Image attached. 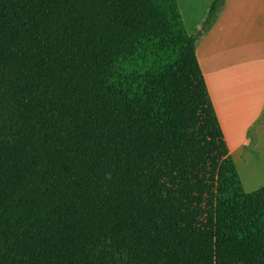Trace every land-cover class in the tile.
<instances>
[{
    "label": "trees",
    "instance_id": "obj_1",
    "mask_svg": "<svg viewBox=\"0 0 264 264\" xmlns=\"http://www.w3.org/2000/svg\"><path fill=\"white\" fill-rule=\"evenodd\" d=\"M224 1L188 35L176 0H0V264H264L195 53Z\"/></svg>",
    "mask_w": 264,
    "mask_h": 264
},
{
    "label": "crops",
    "instance_id": "obj_2",
    "mask_svg": "<svg viewBox=\"0 0 264 264\" xmlns=\"http://www.w3.org/2000/svg\"><path fill=\"white\" fill-rule=\"evenodd\" d=\"M211 1L176 0L185 30L186 18L198 19L195 31L199 29ZM184 3L195 6L187 17ZM195 53L231 157L239 164L238 155H245V168L259 167L264 162V0H225ZM235 142L238 153L232 150ZM263 184L264 179L251 189L244 187L248 192Z\"/></svg>",
    "mask_w": 264,
    "mask_h": 264
},
{
    "label": "rangeland",
    "instance_id": "obj_3",
    "mask_svg": "<svg viewBox=\"0 0 264 264\" xmlns=\"http://www.w3.org/2000/svg\"><path fill=\"white\" fill-rule=\"evenodd\" d=\"M194 7L195 6L192 5L191 3L182 4V12L184 13L185 17L188 16L187 12L193 11ZM186 21H187L186 22L187 34L189 35V34L194 33L195 28L197 27L196 25L198 23V19H192V18L187 19L186 18ZM168 60L169 58H165L164 63H167ZM159 61H162V59H160ZM159 61L156 58H149L147 61L143 62L139 60L136 56H132L129 59L125 60L124 62L115 64L113 78L110 81L114 91L126 90L127 92L133 93L134 95H137V96H141V97L145 96L146 91L150 89V86H149V83L145 80L144 74L159 66H163V63ZM250 137L251 138L254 137L253 132L250 133ZM236 143L237 142L233 144V149H232L234 151L233 153L239 152V146ZM251 149L252 148H248V150H251ZM248 154L254 157L253 152H249ZM244 157L245 155L242 158L240 155H238L237 163L239 162L240 163L239 164L235 163V166H236V170H237L238 176L242 184V188L245 192H247L244 186H246L247 189H251L252 187H254L255 185L259 183V181H256L257 176L258 174L262 175V173L264 172V169L263 170H258V169L264 165V162L261 163L259 167H252V168L250 167L247 169L242 165V164H246ZM238 166L240 170H238ZM260 187H258L257 189H259ZM256 190H250L247 193H251Z\"/></svg>",
    "mask_w": 264,
    "mask_h": 264
},
{
    "label": "bare ground",
    "instance_id": "obj_4",
    "mask_svg": "<svg viewBox=\"0 0 264 264\" xmlns=\"http://www.w3.org/2000/svg\"><path fill=\"white\" fill-rule=\"evenodd\" d=\"M263 166L260 167L258 170H263L264 169ZM261 179H264V172L262 173V175L261 174H258L256 181H261Z\"/></svg>",
    "mask_w": 264,
    "mask_h": 264
}]
</instances>
